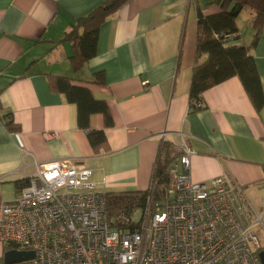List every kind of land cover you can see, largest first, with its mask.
<instances>
[{"label":"crops","instance_id":"obj_1","mask_svg":"<svg viewBox=\"0 0 264 264\" xmlns=\"http://www.w3.org/2000/svg\"><path fill=\"white\" fill-rule=\"evenodd\" d=\"M212 1H128L101 26L97 54L75 71L71 43L59 42L102 0H0V203L20 195L37 163L53 160L93 169L106 193L146 190L161 143L181 152L187 140L194 150L192 178L222 177L240 187L264 222V106L258 111L233 77L207 89L204 107L189 111L196 10L217 12L208 7ZM247 12V26L242 13L237 18L240 44L255 33ZM253 52L264 92V29ZM96 72L104 73V84L93 82ZM51 75L88 83L107 101L112 125L101 113L91 116V128L105 133L104 145L92 146L78 125L77 105L51 89ZM7 115L16 129L7 127ZM260 239L264 247V229ZM6 252L0 242V264Z\"/></svg>","mask_w":264,"mask_h":264},{"label":"built area","instance_id":"obj_2","mask_svg":"<svg viewBox=\"0 0 264 264\" xmlns=\"http://www.w3.org/2000/svg\"><path fill=\"white\" fill-rule=\"evenodd\" d=\"M163 142L156 164L166 163ZM180 147L162 198L154 201L152 192L133 230L129 219L111 225L93 169L69 160L37 163L20 195L0 203V242L7 251L34 252L10 264H262V211L222 177L195 181L194 150L187 140Z\"/></svg>","mask_w":264,"mask_h":264},{"label":"trees","instance_id":"obj_3","mask_svg":"<svg viewBox=\"0 0 264 264\" xmlns=\"http://www.w3.org/2000/svg\"><path fill=\"white\" fill-rule=\"evenodd\" d=\"M128 1L102 0L91 13L72 23L59 43H71L73 52L69 59L75 71L80 70L97 54L101 26ZM208 7H217L219 10L207 14L197 6L195 65L189 93V111L204 107L203 94L207 89L233 77L240 79L255 108L260 111L264 106V92L253 51L264 29V0H213ZM245 9L253 13L252 27L255 33L249 44H240L237 43L241 38L237 18ZM93 82L104 84V73L96 72ZM49 85L53 91L64 94L68 102L77 105L78 125L88 132L92 146L99 148L104 145L105 133L91 128V116L101 113L105 117V124L112 125L107 101L95 97L88 83H75L65 76H49ZM199 102L203 105L197 106ZM7 117V127L10 130L16 129L12 116ZM163 145L167 150L166 163L155 165L152 176L154 189L151 184L146 190L106 193L111 225L122 226L129 219L131 222L125 224L130 230L135 229L136 222L132 221V215L148 206L152 192L154 201L162 198L169 184L168 168L182 152L172 150L169 141H164ZM27 182L28 179L24 180L22 186ZM260 251H264L263 246Z\"/></svg>","mask_w":264,"mask_h":264},{"label":"water","instance_id":"obj_4","mask_svg":"<svg viewBox=\"0 0 264 264\" xmlns=\"http://www.w3.org/2000/svg\"><path fill=\"white\" fill-rule=\"evenodd\" d=\"M34 257V252L32 251H17V250H9L5 253V263L10 264L23 259ZM260 257L262 264H264V251L260 252Z\"/></svg>","mask_w":264,"mask_h":264},{"label":"rangeland","instance_id":"obj_5","mask_svg":"<svg viewBox=\"0 0 264 264\" xmlns=\"http://www.w3.org/2000/svg\"><path fill=\"white\" fill-rule=\"evenodd\" d=\"M248 10L245 9L241 16H240V22L242 23L243 26H247V23H251V20L249 21V14L247 12ZM142 212L141 210H137L133 215H132V221L133 222H138L141 219Z\"/></svg>","mask_w":264,"mask_h":264}]
</instances>
